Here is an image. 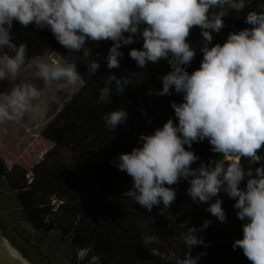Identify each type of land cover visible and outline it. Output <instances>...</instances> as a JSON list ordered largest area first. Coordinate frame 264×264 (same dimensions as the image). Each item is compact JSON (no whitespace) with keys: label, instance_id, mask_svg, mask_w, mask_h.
I'll list each match as a JSON object with an SVG mask.
<instances>
[{"label":"clouds","instance_id":"9594fccd","mask_svg":"<svg viewBox=\"0 0 264 264\" xmlns=\"http://www.w3.org/2000/svg\"><path fill=\"white\" fill-rule=\"evenodd\" d=\"M246 6V0H0V81L17 78L29 60L27 45H17L11 38L14 21L52 32L68 50L69 59L34 60L32 66L45 83L63 81L73 87L82 80L77 64L71 61L73 53H82L85 74L92 77L100 63L92 58L90 42H112L106 57L111 70L121 66L122 46L142 39V47L128 53L136 66L144 69L149 63L167 60L171 68L159 77L162 87L149 89L147 94L175 93L183 99L171 102L175 121L169 118L153 133H142L140 146L112 161L132 178L124 195L148 212L161 204L169 209L177 197L172 186L184 180L189 183L187 195L207 204L205 211L225 223L219 196L224 192L235 201L237 218L244 221L242 238L233 242V249H242L251 264H264V157L259 155L264 151V12L249 11L244 20L250 27L230 32L223 43H212L213 33L225 27L224 17ZM193 28L200 29L202 60L190 73L187 67L197 54L188 39ZM135 74L118 77L110 73L97 103L110 104L113 91L122 94L133 84ZM40 95L33 84H14L0 94V122L18 121L28 113L43 115L33 104ZM127 117V110L119 108L103 119L109 130H116ZM204 140L222 159L212 161L211 167L203 161L193 167L200 157L191 146ZM244 159L249 162L247 168ZM211 223L205 220L200 231ZM180 228L187 251L175 258V264H198L206 253L193 256L192 249L204 240L188 221L180 223ZM158 242V236L150 234L140 241L153 256L159 255L152 247Z\"/></svg>","mask_w":264,"mask_h":264},{"label":"trees","instance_id":"16d2710c","mask_svg":"<svg viewBox=\"0 0 264 264\" xmlns=\"http://www.w3.org/2000/svg\"><path fill=\"white\" fill-rule=\"evenodd\" d=\"M246 3L243 11L231 10L224 17L225 27L213 33V44L223 43L232 31L250 27L244 20L249 11L264 12V0ZM29 26L63 60L69 59L68 50L49 29ZM188 39L197 49L195 59L187 67L191 73L202 60L200 29L193 28ZM90 43L92 58L100 63L98 71L87 76V65L79 57L82 53L71 55L83 87L41 134L25 150L0 134V228L4 235L32 264H175V258L187 251L180 223L188 221L204 240V244L192 249L193 256L206 253L198 264H251L242 249L232 247L236 239L242 238L244 221L237 218L235 201L226 193L219 194L227 216L225 223L205 211L207 204L197 203L187 195L189 183L184 180L172 186L177 197L169 209L161 204L148 212L124 195L132 178L112 161L120 153L140 146L142 133H153L169 118L175 121L171 102L179 103L183 96L147 94L149 89L162 87L159 77L171 68L167 60L138 68L128 53L131 48H141L142 39L122 46L121 66L111 70L106 66V57L112 42ZM110 73L118 77L136 74L133 84L122 94L113 91L110 104L97 103ZM119 108L126 109L128 117L116 130H109L103 117ZM210 149L207 140L192 144L191 150L200 157L193 167L201 161L211 167L212 161L222 159ZM259 155L264 157V151ZM242 163L245 168L249 166L246 159ZM256 166L259 165H253ZM244 183L246 180L242 187ZM205 220L212 223L200 231ZM144 234L158 236L159 242L152 247L158 249L159 255L153 256L141 246Z\"/></svg>","mask_w":264,"mask_h":264},{"label":"rangeland","instance_id":"374dc122","mask_svg":"<svg viewBox=\"0 0 264 264\" xmlns=\"http://www.w3.org/2000/svg\"><path fill=\"white\" fill-rule=\"evenodd\" d=\"M12 40L19 45L25 43L27 45L28 62L22 67L20 75L12 79L0 81V94H5L11 90L14 84H33L40 91L41 95L33 101L34 105H38L43 115L33 116L31 113L18 121L0 122V134H3L10 142L21 150H25L42 132L45 126L61 111V109L77 95L83 87V82L73 87L66 82L45 83L38 78L35 69L32 66L34 60H43L46 62L64 61L53 48L42 38L39 33L31 28L23 27L18 22H13ZM7 51V49H5ZM11 54V53H9ZM10 221L9 224H12ZM26 224V223H23ZM12 230V226L9 227ZM8 229V232H10ZM4 238L10 245L17 250L23 258L32 264L10 241L2 228H0ZM13 232V230L11 231ZM10 234V233H9ZM84 252L81 253L83 255Z\"/></svg>","mask_w":264,"mask_h":264},{"label":"water","instance_id":"95a60500","mask_svg":"<svg viewBox=\"0 0 264 264\" xmlns=\"http://www.w3.org/2000/svg\"><path fill=\"white\" fill-rule=\"evenodd\" d=\"M1 238H4L0 230V264H20V262L12 255L5 246Z\"/></svg>","mask_w":264,"mask_h":264},{"label":"bare ground","instance_id":"6f19581e","mask_svg":"<svg viewBox=\"0 0 264 264\" xmlns=\"http://www.w3.org/2000/svg\"><path fill=\"white\" fill-rule=\"evenodd\" d=\"M1 240L3 241L5 246L8 248V250L12 253V255L20 262V264H30L25 258H23V256L17 250H15L10 245V243L5 238H1Z\"/></svg>","mask_w":264,"mask_h":264}]
</instances>
